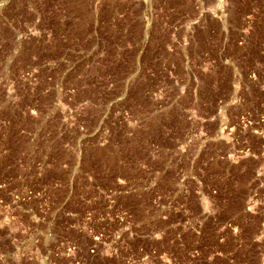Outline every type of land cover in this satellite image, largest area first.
Returning a JSON list of instances; mask_svg holds the SVG:
<instances>
[{"label":"rangeland","instance_id":"rangeland-1","mask_svg":"<svg viewBox=\"0 0 264 264\" xmlns=\"http://www.w3.org/2000/svg\"><path fill=\"white\" fill-rule=\"evenodd\" d=\"M0 264H264V0H0Z\"/></svg>","mask_w":264,"mask_h":264}]
</instances>
